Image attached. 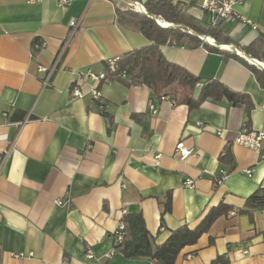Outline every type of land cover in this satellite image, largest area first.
Wrapping results in <instances>:
<instances>
[{
	"label": "crops",
	"instance_id": "obj_1",
	"mask_svg": "<svg viewBox=\"0 0 264 264\" xmlns=\"http://www.w3.org/2000/svg\"><path fill=\"white\" fill-rule=\"evenodd\" d=\"M59 1L0 0V264H150L114 252L124 215L140 213L161 245L221 202L232 212L174 264H264V211L237 213L264 188V161L232 143L243 126H264V0L235 7L257 30L234 19L215 27L227 44L202 35L196 44L160 47L166 61L199 79L194 100L218 82L245 101L206 99L195 108L168 90L161 100L123 81L86 78L74 97L79 74H101L109 60L150 45L116 13L147 0ZM169 1L202 29L212 27L192 0ZM34 40L43 44L38 51ZM180 141L193 152L184 161L174 156ZM221 170L228 174L215 187Z\"/></svg>",
	"mask_w": 264,
	"mask_h": 264
},
{
	"label": "trees",
	"instance_id": "obj_2",
	"mask_svg": "<svg viewBox=\"0 0 264 264\" xmlns=\"http://www.w3.org/2000/svg\"><path fill=\"white\" fill-rule=\"evenodd\" d=\"M145 13H139L134 8L116 10L118 22L140 32L150 45L132 50L115 61V70L107 73L105 81H123L127 85H144L160 98L168 90L173 98L189 104L190 108L199 106L206 99L219 101L225 98L233 105L245 102L242 95L230 92L218 82L204 85L197 100L193 93L199 79L192 76L184 69L169 63L160 52V47L167 44H177L187 39L198 43V36L212 37L218 44H227V39H222L215 27L204 30L190 18L178 4L169 0H147L143 5ZM157 21L173 24L174 27L162 28ZM190 32H188V30ZM38 40H34L35 51L40 50ZM249 50V49H248ZM246 50V52H248ZM108 63L105 70H108ZM125 75V77H123ZM230 154L226 152L220 158L221 163H229ZM217 186L216 184L214 185ZM170 210V197L164 203V211ZM264 211V188H258L245 199L244 209L237 213H246L251 216L253 212ZM232 208L223 202L212 207L201 222L194 228L182 226L170 232L166 241L157 245L145 228L140 213L124 215L121 223L125 226L123 239L115 244L114 252L121 253L127 259L147 258L150 264H174L179 253L186 246L194 245L200 236L210 229L212 224L221 216H227ZM211 264H226L222 259H216Z\"/></svg>",
	"mask_w": 264,
	"mask_h": 264
},
{
	"label": "built area",
	"instance_id": "obj_3",
	"mask_svg": "<svg viewBox=\"0 0 264 264\" xmlns=\"http://www.w3.org/2000/svg\"><path fill=\"white\" fill-rule=\"evenodd\" d=\"M29 1H34V0H29ZM245 1L246 0H192V2L196 3L203 12L209 15L212 27H216L219 23L234 19L239 21V24L242 28L249 27L252 30H257L258 29L257 25L241 17L235 11V7L243 4ZM59 4L62 7H67L69 5V1L60 0ZM132 5L134 6V9L139 13H145V10L142 7V5L136 2L132 3ZM156 23L162 28H170L175 26L173 24H165L157 20ZM69 26L74 30L77 28L78 22L76 20H72L69 22ZM42 46L43 44L41 43L39 45V48L41 49ZM116 60L117 58L109 60L107 62L109 65L108 70L103 71L101 74L96 75L91 70H87L79 74L78 80L75 82L73 96L76 98L82 97V93L79 90V86L81 85L83 79L86 78L92 79L97 84H99L102 80H106L107 73L113 72L115 70ZM123 77H125V75H123ZM46 83L47 82L45 81L44 84ZM91 96L94 101L100 100V92L97 86H94L92 88ZM160 99L163 100L164 97H161ZM171 103L174 104V102ZM232 143L233 145L240 146L254 152L260 160L264 161V126L258 130L251 129L247 126H243L235 136ZM192 153H193L192 150L187 149L181 141L175 145L174 156L180 161L187 160L189 157L192 156ZM245 173L248 176H250L252 171L246 170ZM227 174H228L227 171L221 170L218 176H216L215 178V184L216 185L221 184L224 181ZM192 185L193 183L191 180H186L184 182V186L187 188L192 187ZM124 231H125V226L123 223L120 222L116 232L114 233L116 244H119L122 241ZM87 257L92 258V253L90 250L87 252Z\"/></svg>",
	"mask_w": 264,
	"mask_h": 264
}]
</instances>
